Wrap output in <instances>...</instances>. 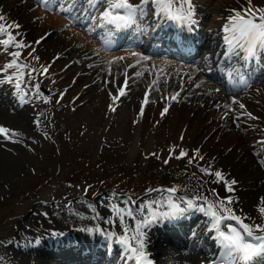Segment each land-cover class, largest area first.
Wrapping results in <instances>:
<instances>
[{
    "label": "rangeland",
    "instance_id": "rangeland-1",
    "mask_svg": "<svg viewBox=\"0 0 264 264\" xmlns=\"http://www.w3.org/2000/svg\"><path fill=\"white\" fill-rule=\"evenodd\" d=\"M222 1L226 2L228 0ZM220 3L223 6V3ZM59 29L60 27L57 30ZM63 36L59 32L56 33L54 37L56 41H54L52 48L48 46L49 50L52 49L53 54L56 48L65 47L63 45L66 44L67 40ZM52 38L50 36L49 41ZM40 50L42 51V49ZM90 53H93V51ZM89 58L87 59L90 61L91 58ZM48 62L51 63V61ZM102 62H105L104 58ZM78 69L73 66L69 70H75L76 72L79 71ZM153 78L157 79L154 75L146 76L142 80L144 83L141 84V87L147 91L149 89L147 82ZM173 87H176V85ZM9 92L10 90L6 91V93ZM89 94L92 93H85L78 100L79 103L85 102L80 110H84L85 106L89 105L87 100ZM39 98L44 104L45 110L48 111L44 116L45 132L33 130L29 122L17 117L13 111H7L8 115L6 117L0 116V122L15 133L14 137L9 135L7 139L0 137V142L4 143V145H0V263L6 262L8 264L11 259H8L5 250L1 246L9 244L13 240L17 225L39 206L45 209L67 206L70 205L69 201L78 200V195L82 197L80 199L86 212L91 215L86 225L102 226L100 220L95 219V212L107 215L116 214V204H122L123 207L130 208L133 202L136 203L155 195V193L164 192V194H167V191L169 192L172 189H175L172 192L178 197L185 192L178 187L179 185L185 187L186 192L194 189L196 192L204 193L206 186L203 188L202 180H200L202 179L201 174H203L201 171V174L194 175L193 173L198 170L193 166L189 168L183 165L182 170L178 171L174 169L176 166H170V164L163 166L161 164L162 157L165 159L167 157L166 153L161 152L160 149L168 147V144L172 141H178L179 132H183L181 122L186 123L188 119L190 124L198 125L194 119H191L189 113L176 115L173 112L175 117L167 116L168 113L164 115L158 131H162L163 139L158 143L154 142L159 147L156 149L155 145L153 146L157 154H152L150 158H147L146 153L143 154V151L145 144L147 145L149 141L152 126L157 123L159 113L157 116H152L153 110H150L148 112L150 118L148 128L140 130V128L137 129L130 123L129 113L120 111L108 116L105 111H101L100 100H97L94 108H89L92 110V115H88L93 122L87 119L69 122V108H60L52 101V98L45 99L42 95H39ZM175 99L178 102L182 100L179 95ZM263 100L264 89H259L248 96L245 102L237 105H244L247 111L253 114H264ZM106 103L105 100L104 108ZM80 112L78 111L75 115H79ZM257 116H261L259 119L264 120V115ZM77 117L74 116V118ZM97 118L101 120L109 118V125L104 130L101 127L96 130L95 121ZM194 118L197 119V116ZM21 130H28L32 134L25 139L21 134ZM199 133L198 131V140L204 136V131L202 130L200 135ZM183 138L187 139L186 133ZM255 138L250 137L249 140ZM136 140H139L137 143L139 153L133 158L136 151H132L131 148ZM187 141L189 140L187 139ZM211 141L213 142V139ZM221 143L223 141H219L215 145V150L225 153L229 156V159L237 160L236 153L238 154V152H228L227 148L229 146H218ZM178 144H180V140ZM116 172L125 173L135 186L130 185L129 189H121L118 184L121 179L116 178L120 175H116ZM208 177L210 176L206 175L203 180H207ZM261 183L262 180L259 181V186ZM209 191L215 197L214 191L212 189ZM248 194L247 188L238 193V197L242 198L239 206L242 207L243 214L249 219L254 218L253 222L246 218L252 225H264V218H262L264 214L259 210L261 205V201L258 199L259 193L256 191L254 196L253 193L250 195L252 198H246ZM204 196L206 197V195ZM247 200L249 204H247ZM262 206L264 208V202ZM255 209L258 210L255 211ZM90 211L94 213H90ZM145 220L148 221V219H142L141 221ZM143 226L142 224L140 231ZM46 229L59 233L69 228L57 230L47 225L37 234H43L37 236V241L41 237L50 236L45 233ZM120 229L126 230L127 227L122 225ZM36 240L33 241V244L36 243ZM159 247L161 248L162 245ZM163 247L165 248L164 243ZM156 248L157 246H155ZM35 249L38 250L39 246H36Z\"/></svg>",
    "mask_w": 264,
    "mask_h": 264
},
{
    "label": "bare ground",
    "instance_id": "bare-ground-1",
    "mask_svg": "<svg viewBox=\"0 0 264 264\" xmlns=\"http://www.w3.org/2000/svg\"><path fill=\"white\" fill-rule=\"evenodd\" d=\"M155 4V10L156 7L159 6L158 4ZM259 4H264V0H252V5L259 6ZM43 3L40 2V0H0V15H3L5 17L6 23H15L18 24L20 27L17 28L15 35L18 33L20 39L24 41L25 44L30 45V47L27 48H18L15 52H20L21 56L17 60V63L19 67H12L8 68L5 72L0 74V86L3 85V89L6 90L11 87L12 90L17 91L19 88L22 87L23 89H28L29 84L33 85L34 91H30L28 94H23L21 100H16L12 97H9L8 95L3 96L0 94V116H7L8 110L16 109L17 110V117H21V119H27L29 120L31 126L34 128L41 129L39 132H42L45 123L38 119L35 115H39L43 112V105L41 103V100L38 95L37 87L35 85V81L40 86L49 88L52 84H54L57 81V76L59 75V70L54 69L48 66L41 65L43 62L47 60V56L49 55V50L46 49L47 46L52 48V45L54 44V41L56 39L54 38L56 36V30L63 26L66 27L68 21H66L64 17V11L65 8L63 5L58 6L55 8V12H48L42 7ZM245 4L235 6V10H239L244 6ZM52 9L54 8L51 7ZM99 24V23H98ZM93 24L90 26L89 33L94 35V31L92 30L95 26ZM70 30L67 31V33L62 34L63 38L66 39L67 37H75L74 35H78V30L76 28H73L72 26L69 27ZM58 33V32H57ZM47 34V35H46ZM52 35V40H49V37ZM42 37H46L43 40H41ZM68 40V39H66ZM73 40H76L75 38ZM97 40L101 47H106V42L101 36L97 35ZM37 41H40L39 43H36ZM63 46H66L64 44ZM79 47L80 43H75L74 47ZM36 47H43L45 49L46 53H43L41 50H39L38 54L36 52ZM62 47V46H60ZM34 49V50H33ZM80 52H82V48L79 49ZM14 51L8 52L6 55V61L4 64H2V67L0 69H3L6 67V65L9 64V62L13 61L14 59H17L16 57L12 56L11 53ZM141 50H138L136 52V55H133V53L125 54L124 57L126 59H130L128 61L136 60L140 58V61L142 60L140 56ZM83 54V53H81ZM4 56V55H3ZM2 56V57H3ZM38 57V59H35ZM121 57V54H115L113 55V59H119ZM72 60V59H71ZM41 61V62H39ZM127 61V62H128ZM118 64H125V66L128 68L129 65L126 62H119L114 63L115 66ZM156 65L161 68L163 71H167L168 74H164L165 78L168 79H174V80H181L184 82L186 90L196 89L200 87L198 90L193 91L192 93L197 94L200 92V90L203 88V86H207L206 81L203 76V69H198L196 67H193L190 69H185L182 65L172 63V62H156ZM47 68V72L44 74H41V69ZM35 69V71H33ZM183 74H181L180 71H184ZM154 72H157L156 69H153ZM181 74V75H180ZM67 75V78L69 79V82H63L61 86H59V89L62 90H68L70 91L67 93L66 97L61 100V103L64 105H69L71 107V112L68 114V120L69 122L75 121V120H81V119H87L90 122H93V120L89 117V115H92L91 113V106L93 105L95 99H94V93L93 95L89 96V99H91L89 102H91V106L85 108V110H81L79 115H75L76 112H78L80 109H77V97L78 92L81 91V87L78 90L75 89L77 87V83H79V80L76 78H71L69 74L63 73L62 76ZM19 84L20 87L17 88L16 85ZM92 89H95L94 86L91 87ZM102 85L100 88L101 89ZM206 88V87H205ZM171 88L166 89L163 92L164 98L167 97L170 92ZM103 95H101L102 97ZM100 97V98H101ZM203 97H199L198 99H201ZM207 101V100H206ZM204 101V103H206ZM161 105V106H160ZM3 107V108H2ZM11 107V108H10ZM21 107V108H19ZM156 107L159 110V115L156 123V127L160 126L161 122L164 119V115L175 117L173 115L174 110H177L181 107V102H179L176 106H172L175 108H172L171 106L167 105L165 102L162 104H157ZM167 107V112L162 116L161 113L163 112L164 108ZM202 105L200 104V101L195 102L192 104L191 107V113H195L198 119L200 121L204 120L206 118V108L204 110L196 111L195 109L201 108ZM172 109V111L169 112V110ZM72 113V114H71ZM35 114V115H34ZM89 114V115H88ZM74 116H78L77 118H74ZM195 116V117H196ZM167 118V117H166ZM189 121H191L189 119ZM19 122H21L19 120ZM96 123V130L97 128L101 127V129H105L107 125H109V120L104 119H98L95 121ZM182 123V122H181ZM192 123V122H191ZM208 124V123H207ZM204 124L202 125L203 128H207L208 125ZM213 123L209 125V127H212ZM184 127H186V135L189 136L188 138H191V142L189 147L186 143L183 144V147L180 150H175L173 152V162H176V166L181 165L186 159V156L176 159L175 155H178L181 150L188 153L191 151L192 146L196 144L195 147H200L203 144V138L206 137L210 132L217 126L215 123V126H213L212 129L209 130V132L204 135L200 140L197 138V133L200 129V126L192 125L188 122L183 124ZM245 129V128H244ZM155 130V129H154ZM154 130L151 131L152 134H154ZM220 132V133H219ZM21 133L26 134L28 137L31 132L28 130H21ZM150 133V134H151ZM245 132L238 133H231L227 134L226 129H223L221 131H218L217 134H214V138H219L223 141V143L219 144L218 146H229L228 149H232L230 152H238L237 158L238 161L231 160V164H228L229 156L223 157L220 156V161H218L221 165H227L231 167L230 173L226 174V177L228 180H236L238 183L234 185L235 192L230 193L226 191L225 185L222 182H216L217 190L220 194L223 196H234L233 201L234 205L238 204L239 202L236 201L235 194L236 192L240 191L242 187L245 186V188L250 183V188L252 191L258 190L257 193H259L260 196L264 198V172L261 170V164L264 163V131L261 132V135L259 137V141L249 140V138L252 136L251 134H254V132L250 131L247 135L244 134ZM156 138L155 141L158 143L163 138V133L158 132L155 133ZM4 135V134H1ZM9 135V134H7ZM180 135V134H179ZM151 136L150 138H152ZM179 137V136H178ZM187 138V139H188ZM212 138V137H211ZM208 140V142H205L203 146L206 149V145L208 149H215V145L219 142V140H215L214 142H211ZM154 139V137H153ZM153 139L147 144L146 149L148 150L146 154H149L153 151ZM217 142V143H216ZM260 143V144H258ZM0 145H4V143L0 142ZM258 145V146H257ZM136 151L135 149H133ZM132 150V151H133ZM258 152V155L256 156V153ZM196 155V153L193 155V157ZM257 159V160H256ZM166 159L163 158V161ZM170 161H168L169 163ZM197 166L199 163H203L205 168V162L202 160H198L196 157L192 159L191 161ZM193 173V172H192ZM213 173V172H211ZM194 175H198L199 171L194 172ZM246 176L248 183L245 182L244 177ZM258 179L262 180V183L259 187ZM213 180V179H211ZM213 183V181H211ZM248 188V187H247ZM250 194H252L251 191H249V194L246 198L250 197ZM221 195V196H222ZM240 201L239 197H237ZM191 199H195V195H188L183 194L182 196L175 197L174 195L170 198L168 196H165L160 193H156L153 196H149L141 201L136 202L134 205H132L131 210L126 209L120 204H116L115 212L117 216L113 215H107L100 212H95L97 220H104V222L108 228L109 231L112 234L117 235L119 238V241H121L122 238L127 237L123 231L120 229L121 226H128L129 228L137 227L138 217L144 219L149 216H153L160 214L162 211L170 210L169 202L175 203L180 206V208H184L187 210H192L191 213L195 215V217H191L188 225L186 226L187 229H191L192 227L194 230L199 231L201 234L202 232V226L201 223L197 224V222L201 219L203 220H209L210 218V212H209V205H214L211 201L208 200H214V197H209L207 202H205V207L201 208L199 210H195V207L188 208L185 201H189ZM77 203H72L67 206H60V207H53L45 209L43 207H37L27 218H25L23 221L17 225V230L14 235L13 240L18 241L20 245H23L26 242H29L31 240H34L36 238V235L41 231V229H44L45 226L50 225L54 228H57L58 230H65L69 227H74L79 225L82 221H86L91 215H89L86 212V209L81 206V203L77 200H75ZM247 204L248 200H247ZM246 205V203H245ZM150 206V207H149ZM249 206V205H247ZM256 211V209H255ZM90 213H94L91 212ZM128 213H131V216L128 215ZM115 215V214H114ZM67 225V227L64 228V226ZM64 228V229H62ZM78 229L82 232H89L88 225L84 223L83 225L79 226ZM47 230V229H46ZM45 230V231H46ZM131 238V237H128ZM133 244H136L137 241H130ZM156 246L157 250L161 251L162 247L160 248L161 244L159 243V240H156ZM10 248L13 249L12 246ZM193 252L195 254L197 253V248L193 249ZM12 256L14 254L12 253ZM200 256V255H199ZM36 257H32L31 260H29V264H32L35 262ZM38 260V258H36ZM200 257L195 256L194 260L199 261ZM197 261V262H198ZM41 264H45V261H42Z\"/></svg>",
    "mask_w": 264,
    "mask_h": 264
},
{
    "label": "snow or ice",
    "instance_id": "snow-or-ice-1",
    "mask_svg": "<svg viewBox=\"0 0 264 264\" xmlns=\"http://www.w3.org/2000/svg\"><path fill=\"white\" fill-rule=\"evenodd\" d=\"M147 2H149V0H142V3ZM151 2L159 4L161 6L162 13L169 19L190 20L191 18L193 11L192 0H151ZM173 5H176L181 11H183L184 15L174 13ZM110 8L112 10L106 9L104 11L101 17L102 20L113 24L122 22L125 25H131L135 23L137 12L140 10L141 6L132 4L130 0H114ZM114 10L126 12V16L114 15ZM233 11L234 15L230 19L229 28L227 29V31L231 34L229 43L235 41L240 47H244L246 45L250 54L254 52L255 48L264 46V8L254 7L252 5V0H247L246 4L242 6L241 9ZM140 14L142 15L143 13L141 12ZM3 21H5V17L0 15V46L5 49L12 46H15L16 48L30 47V45L25 44L22 39H17V35H19L18 33L16 35L13 34L15 29L20 27L18 24L6 23ZM44 38L46 37H42L41 40ZM39 42L40 41H37L36 43ZM11 55L17 59L9 62L5 68L0 69V74L5 72L8 68H12L14 66L19 67L17 60L21 56V53L13 52ZM133 55H136V53H133ZM35 59H38V57ZM119 59L123 60L124 58L120 57ZM109 63H113V61H110ZM129 67H132V65H129ZM33 71H35V69H33ZM40 71L41 74H44L47 72V68H42ZM136 75H141V73H137ZM16 87L19 88L20 85L17 84ZM126 87L127 80H125L122 86H118L120 95L125 94L124 89ZM178 95L179 93H176L174 96L165 97V99H175ZM240 107L243 108L244 106L241 104ZM167 110V107H165L161 115L163 116ZM249 116L250 118L255 119V117H251L250 114ZM8 131L9 130L0 127V134L7 135ZM171 153L172 150L170 149V158H172ZM186 155L187 153L181 150L178 155H175V158L180 159ZM194 158L195 156L191 157L189 162L191 163ZM200 159H203V157L201 156ZM164 162L168 163V160H165ZM203 171L205 174L214 175L216 182L224 183L226 191L230 193L235 192L236 189L234 185H236L238 181L228 180L220 171H216L215 173H211L207 169H204ZM170 191L174 192L175 189ZM197 199H204L205 202H207L206 198L198 197ZM185 203L188 208L194 207L190 200L185 201ZM231 203L232 197L229 196L223 199L218 198L215 205H209V212L213 221L212 230L216 233L214 239L217 240L218 247L221 249L222 264H252L253 261L255 264H264V225H248L243 223V220L235 216L233 210L228 207ZM169 207L173 210L169 213L172 217L185 211L184 208H180L179 205L172 202H169ZM261 211L264 212V208H262ZM128 215L131 216V213H128ZM226 219L235 220L236 224L239 225V228L233 225H224L222 222ZM148 223H150V221L147 220L138 223L137 232L139 233V229L142 224L147 226ZM125 231L127 232V229ZM130 241H137L138 243L136 246H132ZM121 242L128 244L131 254L136 259V264H149L146 253L143 250L144 244L139 234L131 238H122ZM212 264H216V261H212Z\"/></svg>",
    "mask_w": 264,
    "mask_h": 264
}]
</instances>
